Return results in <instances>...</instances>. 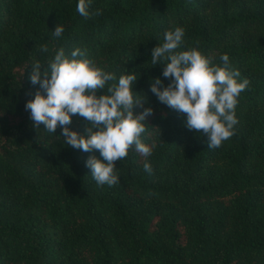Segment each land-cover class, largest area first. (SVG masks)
<instances>
[{
	"label": "trees",
	"instance_id": "trees-1",
	"mask_svg": "<svg viewBox=\"0 0 264 264\" xmlns=\"http://www.w3.org/2000/svg\"><path fill=\"white\" fill-rule=\"evenodd\" d=\"M77 3L0 0V264H264V0H91L102 14L89 18ZM176 26L181 49L216 63L226 53L249 81L235 134L218 148L150 90L156 77L170 82L150 55ZM60 48L86 50L117 78L135 72L134 96L153 109L142 134L152 154L130 148L114 186H98L85 165L98 150L65 145L59 126L35 129L25 110L39 89L33 58L43 69ZM86 126L72 117L73 130Z\"/></svg>",
	"mask_w": 264,
	"mask_h": 264
},
{
	"label": "clouds",
	"instance_id": "clouds-1",
	"mask_svg": "<svg viewBox=\"0 0 264 264\" xmlns=\"http://www.w3.org/2000/svg\"><path fill=\"white\" fill-rule=\"evenodd\" d=\"M90 4L91 0H78L77 12L85 18L102 14L99 9L90 13ZM63 31L56 25L52 35L60 37ZM183 37L182 27L167 29L162 43L152 48L151 65L164 64L162 75L170 82L161 86L162 81L156 77L150 90L161 103L184 114L186 127L206 136L207 147L218 148L235 134L238 98L249 81L238 79L241 74L231 67L226 53L216 63L214 56H205L198 47L181 49ZM40 50L49 51L46 44ZM42 65L33 58L29 73L31 83L39 84L25 103L32 126L36 129L43 124L50 133L59 126L65 145L86 153L98 150L101 159L89 155L85 161L98 186L119 183L116 161L125 159L130 148L145 158L152 154L155 144H145L142 134L146 132V117L153 114V109L143 107L144 96H134L138 74L124 71L117 78L115 73L97 66L80 48L70 54L60 48L43 69ZM99 89L105 91L97 95ZM134 106L143 110L134 112ZM73 116L86 121L82 132L70 127ZM143 169L152 172L147 159Z\"/></svg>",
	"mask_w": 264,
	"mask_h": 264
}]
</instances>
